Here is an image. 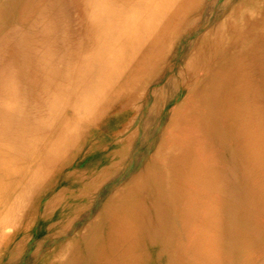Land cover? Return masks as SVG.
Here are the masks:
<instances>
[{"label":"bare ground","instance_id":"obj_1","mask_svg":"<svg viewBox=\"0 0 264 264\" xmlns=\"http://www.w3.org/2000/svg\"><path fill=\"white\" fill-rule=\"evenodd\" d=\"M206 1L0 0V261L18 264L28 251L35 226L33 214L22 213H39L36 203L56 183L54 198L41 205L37 229L45 236L27 264H144L150 241L158 253L171 248L168 264H220L221 232L252 245L255 256L246 264H264V182L250 183L246 226L239 214L224 223L208 193L233 196L240 162L249 181L264 174V102L254 107L264 100V61H257L264 56V0L225 2L221 21L191 44L182 70L158 89L172 48L184 28L191 30L188 20L203 16ZM217 51L225 54L218 62ZM201 70L207 75L200 79ZM178 80L185 97L158 126L160 139L133 152ZM104 116L103 134L84 135ZM80 142L87 151L73 162ZM211 143L223 146L228 169L215 166ZM119 163L127 172L137 168L122 182L131 181L109 185L112 199L96 204L95 219L61 238L71 214L82 212L84 198ZM171 212L187 231L183 252L172 239L161 248L169 228L176 239ZM51 237L56 245L45 253Z\"/></svg>","mask_w":264,"mask_h":264},{"label":"rangeland","instance_id":"obj_2","mask_svg":"<svg viewBox=\"0 0 264 264\" xmlns=\"http://www.w3.org/2000/svg\"><path fill=\"white\" fill-rule=\"evenodd\" d=\"M225 2H228L227 3V5H228L231 1L230 0H207L203 6V9L201 10V12H203L202 13L203 16H201L199 18H194V20H193V18H190L188 20V23L192 24V26H190L191 30L187 31L186 28H184L185 31H183V34L177 40V43L175 44V46L172 48L169 59H168V61L170 60L168 62V67L162 68L163 73L161 72L160 81H158L159 85H160L158 89L164 88V83L167 81V79L170 75H174L178 71L182 70L183 64L185 63V60L187 59L188 55L190 54V49L192 46L191 44L194 41L200 39V36H203L205 33L210 31L211 29L215 28L217 23L221 21L220 17L222 16V12H223L222 8H223V5L225 4ZM213 19H215V20H213ZM188 23H187V26H188ZM211 27H213V28H211ZM186 32H187V34H186ZM236 43L238 44L239 42L235 39L234 44H236ZM232 47H233L232 50L237 48L235 45H232ZM262 47L263 46L259 47V49H263ZM186 50H187V52H186ZM217 52L219 53V55L216 58L215 57L214 58L218 62L221 59V57L222 58L225 57V54L222 51H217ZM260 52H257V51L255 53L250 52L249 55L251 56V59L254 60V58H253L254 55H256ZM257 61H259L260 64H262L264 61V56L259 58ZM211 65H213V64H211V61H210L209 66H211ZM179 66H181V68ZM211 69H212V67H211ZM206 75H207L206 70H201L200 73L198 74V78H200V79L204 78ZM180 81L181 80L176 81L174 89H173V91H171L172 93L169 92V94L165 95V101L163 102V104L161 106V111L159 112L158 117H157L154 125L150 126L151 127L150 128L151 132L149 133L150 135L148 134V137H146V136H144L143 132H142V134H138L137 140H136L135 144L132 146L134 148V149L132 148L134 150V151L132 150L133 152L139 151L138 147H140V149L144 148L147 151H148V149L151 150L153 148L152 145H154V143H156V141H158L157 139H160V129H158V126H162L165 123L166 115L169 113V109L171 108L172 103L176 102V101H182L183 97H185V91H186L185 87L186 86H185V84H183L182 81L181 82ZM131 84H132V87L135 86V84L133 85V82ZM151 87H152V90H150L149 92L154 90L155 84L152 83ZM175 88L176 89L178 88V90H176ZM135 90H136V86L133 88V91H135ZM148 96L149 95H146V97H148ZM117 102H118L117 104L120 103L119 100H117ZM263 102H264V100L260 99V102H256L254 107L257 106V108H258V106L261 105ZM106 114H107V112H106ZM108 116H110V115H107V117ZM107 117L104 116L102 118V119L105 118V121H102L101 122L102 124L100 123L99 126H94L92 128L86 129L84 132V135L91 134V136L96 137V136L103 134V133H101L102 130L104 131V129H102L103 128L102 126L106 122ZM262 117H263L262 121L264 122V115H262ZM97 128H99V129H97ZM113 129H115L114 124L110 125V130L112 131ZM157 130H159V131H157ZM146 141H148V143H146ZM81 145H82V143L80 142V144L76 145V147L74 148V151L72 150L73 151L72 156H73V154H75V152H78L77 155H75L73 162L80 161L84 155V152L87 151V149H85V146L84 145L81 146ZM210 147L211 148L209 151L214 153L217 157L215 160L213 158L214 156L211 155V157L213 159L212 161L215 163V166L218 167L219 169H221L222 167L224 169L225 168L228 169L229 168L228 167L229 161L227 159H224V160L221 159V156L224 155V152L222 150L223 146L221 144L212 145V143H211ZM101 155L105 156V154H101ZM225 157H226V155H225ZM68 159H66V160H68ZM67 163H70V159L67 161ZM136 163H137V161H136ZM119 164L120 165L114 166L115 170H114V174L111 178L106 176L104 179H102L103 181H102L101 186L97 190L98 192L96 191L95 193H92L91 196L84 198L86 203L83 204L84 207L81 209L82 212L81 211H80L81 213L77 212V211H79V209H78L71 214V227H69L68 229H61V231L64 232V234H61V238L68 236L69 233L74 232L80 226H81V228H82V226H84V228H85L87 225L86 221L88 219H93V220L95 219L94 213L96 211V209H95L97 206L96 204H98L100 202L99 203V206H100L101 203L103 202L101 200L107 201L109 199H112V197L110 196L112 191H113V188L110 187V186H112V184H113V186L117 185V186L122 187L125 185V187H126V184L131 181V179H130L126 182V184L123 183L125 181L124 179H125L126 174H129L128 175V177H129L131 175V172L135 171L137 168L135 166H133V169H131V171L127 172V171L123 170V167H124L122 165L123 163H119ZM134 164L135 163L133 162V165ZM67 169H66V171H67ZM237 170H238V177H237ZM244 170H245L244 169V163L240 162L239 167L235 168L236 178H235V180H233V183L231 184V189L229 191V193L233 192L232 194H234V195L230 196V198L228 197V194L223 196L220 193H217L219 191L214 189V188L210 189L211 191H208L209 194H211V193L213 194V195L211 194L212 195L211 197H213L215 195L214 199H216V202L214 205H216L219 208L220 213L222 214V219H223L224 223H226V221L230 220V215L233 218L234 216H236L235 214H239L237 217L239 219V224L246 226V222L248 221V218L246 216V210L248 208L245 205V203L247 202V199L251 198V195H249V192L251 193V190H252L250 183L255 184L258 181L264 182V174H255L254 178L256 180L254 179L252 181H249L248 177L244 173ZM119 182H121V184ZM151 185H152V187H159V185L156 184L155 182H153ZM60 187H61V184L57 185L55 183L54 187H51L49 192L44 194L41 197V200L36 203L38 206H40L39 213L38 212L37 213L36 212H30V211H26V213L24 211L22 213L23 215L33 214V218L29 217V219H30L29 221H32L33 225L35 227L33 229H31L32 230V232H31L32 236L30 235V237L28 238L29 239L28 251L23 254V256H22V258L18 264H27V260L30 258V253L33 251L34 247L37 246V242L45 236V232L43 233L41 230L37 229L39 220L42 217V213H43L41 205H44V202L52 200L54 198V194L56 193V191H58L60 189ZM248 190H249V192H248ZM214 193H216V194H214ZM39 196H40V194H39ZM252 196L255 197V195H252ZM71 198H73V197H71ZM93 200H94V202H93ZM90 207L92 208V210ZM76 214H79V215L76 216ZM167 218H168L167 222L169 221L171 223V225H174V227L176 228V231H177V233L175 234L176 239H175V237L172 236L173 233L169 232V230H170V228H169L168 231H165L163 233V239H162L163 241L161 244V248L165 244L168 245V243L172 239L174 241L173 243H175L173 245H178L180 247L179 252H183V251L187 250L188 246H189L188 240L186 237L187 231H186L185 227L183 226V220H182L181 216H179L176 212H173V213L171 212ZM72 220H73V224H72ZM7 231L9 233H13L15 231V228L9 227V228H7ZM70 231H72V232H70ZM219 240L221 241V244L219 245L217 255L220 259V264H221V260L223 258L226 259L225 264H239V263L246 264L248 259L255 256V254L252 253V245L248 246L247 244H244L242 242H239V241L237 242L233 238V232H224V233L221 232L219 235ZM56 242H57L56 238H54V237H51L50 239L48 238L46 240V242L43 244L44 247H43L42 251H45V253H47V249H52L56 245ZM49 247H52V248H49ZM158 247H159V244H157L156 242H154V241L149 242L148 247H147V252H148V255H150V254L151 255L146 260V262L144 261V264H151V263H153V264H168L169 252L171 251V248H166L165 251L158 253ZM260 251H262V248L258 251V253ZM249 254H250V258H249ZM3 256H6V255H3ZM0 264H7L6 257L1 259Z\"/></svg>","mask_w":264,"mask_h":264}]
</instances>
